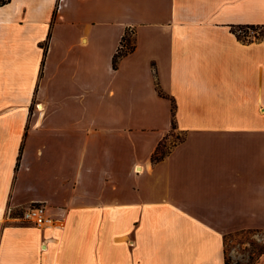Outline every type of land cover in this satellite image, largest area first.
I'll return each mask as SVG.
<instances>
[{"label":"crops","instance_id":"0c3cea01","mask_svg":"<svg viewBox=\"0 0 264 264\" xmlns=\"http://www.w3.org/2000/svg\"><path fill=\"white\" fill-rule=\"evenodd\" d=\"M57 2L0 7V264L248 261L226 240L264 233V42L233 30L264 0Z\"/></svg>","mask_w":264,"mask_h":264},{"label":"rangeland","instance_id":"374dc122","mask_svg":"<svg viewBox=\"0 0 264 264\" xmlns=\"http://www.w3.org/2000/svg\"><path fill=\"white\" fill-rule=\"evenodd\" d=\"M65 5H67V2H65V0H58L57 11H60ZM77 7L78 6L76 1H71V8L75 13L77 11ZM54 28L56 31L58 29H63L62 31L69 29V27L66 24H55ZM74 28L77 27L75 26ZM233 31L237 32L240 39L244 42H249V41L252 43L264 42V26L255 27L251 29L237 28L236 30L234 29ZM174 135L169 136L167 142L168 144H170L174 140L173 137ZM226 243L228 245L227 246L228 249H231L232 246H235L238 251L247 252V255H249L248 261L245 262L238 261L236 264H251L255 259V257L257 256L259 249L264 247V233H254V232L241 233L228 238L226 240Z\"/></svg>","mask_w":264,"mask_h":264},{"label":"trees","instance_id":"16d2710c","mask_svg":"<svg viewBox=\"0 0 264 264\" xmlns=\"http://www.w3.org/2000/svg\"><path fill=\"white\" fill-rule=\"evenodd\" d=\"M8 2H10V0H0V7L4 6L5 4H7ZM264 26V25H262ZM255 27H261V26H253V25H247V26H240V29H251V28H255ZM134 31H132V29H127L125 34L123 35L121 41H120V45L117 49V51L115 52L113 59H112V65L114 69H117L119 61L121 58H123L124 56L128 55L129 53L133 52L135 49V43L133 40V35ZM234 33L237 35V38L240 39V37L238 36L237 32L234 31ZM46 53V52H45ZM156 89L158 91V94L161 97H165V94L161 91V89L159 88V86H156ZM172 113H173V120H172V128L170 130V132L165 136V138L158 144L157 148L155 149V151L153 152L152 156H151V160L153 163H157L161 160H163L171 151V149L178 143L181 141V139L178 137H175V139L168 144V138L169 136H172L174 133V130L176 128V124H175V105L172 102ZM264 253V247L259 249L258 251V255L259 254H263ZM226 264H230V261L227 260Z\"/></svg>","mask_w":264,"mask_h":264},{"label":"built area","instance_id":"2783aa9c","mask_svg":"<svg viewBox=\"0 0 264 264\" xmlns=\"http://www.w3.org/2000/svg\"><path fill=\"white\" fill-rule=\"evenodd\" d=\"M18 220L40 228L53 225V220L49 217L46 206L43 204H34L23 209Z\"/></svg>","mask_w":264,"mask_h":264},{"label":"bare ground","instance_id":"6f19581e","mask_svg":"<svg viewBox=\"0 0 264 264\" xmlns=\"http://www.w3.org/2000/svg\"><path fill=\"white\" fill-rule=\"evenodd\" d=\"M38 109L41 110L42 109V106L41 105H38ZM137 170H141L140 168H138Z\"/></svg>","mask_w":264,"mask_h":264}]
</instances>
